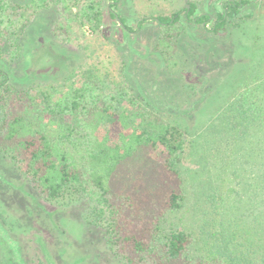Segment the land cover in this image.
I'll list each match as a JSON object with an SVG mask.
<instances>
[{
	"label": "trees",
	"instance_id": "1",
	"mask_svg": "<svg viewBox=\"0 0 264 264\" xmlns=\"http://www.w3.org/2000/svg\"><path fill=\"white\" fill-rule=\"evenodd\" d=\"M36 1L38 9L56 4L68 33L74 23L104 28L106 0ZM251 1H227L210 31L239 27ZM186 18L179 11L154 20L157 50L168 63ZM26 25L11 0H0V59L19 57ZM251 65L241 90L193 131L165 118L173 106L130 92L126 61L123 78L90 70L82 86L61 97L47 85L16 89L0 68V151L45 199L89 203V221L105 226L121 264H264V54ZM28 112L57 125L43 129Z\"/></svg>",
	"mask_w": 264,
	"mask_h": 264
},
{
	"label": "rangeland",
	"instance_id": "2",
	"mask_svg": "<svg viewBox=\"0 0 264 264\" xmlns=\"http://www.w3.org/2000/svg\"><path fill=\"white\" fill-rule=\"evenodd\" d=\"M114 1L106 0L101 31L74 23L68 33V20L56 4L38 9L36 0H11L12 10L25 15L27 25L19 57L11 62L0 59L9 83L19 90L47 85L61 97L82 86L90 70L123 78L126 61L130 92L173 106L165 118L193 131L214 118L213 106L225 105L241 90V81L251 78V62L264 54V0L246 4L236 20L239 27L229 25L217 34L210 28L230 0H119L111 7ZM110 7L118 19L111 18ZM179 11L187 20L168 63L157 50L161 28L154 20ZM204 14L211 16L208 23L191 21ZM144 19L147 22L139 27ZM26 116L43 129L57 125L49 116ZM150 156L154 160L158 155ZM189 166L183 165L190 185ZM89 207L84 200L45 199L10 155L0 151V264H121L107 246L105 226L89 221Z\"/></svg>",
	"mask_w": 264,
	"mask_h": 264
}]
</instances>
